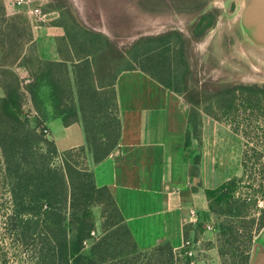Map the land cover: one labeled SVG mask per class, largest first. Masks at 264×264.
I'll return each instance as SVG.
<instances>
[{"label": "trees", "instance_id": "16d2710c", "mask_svg": "<svg viewBox=\"0 0 264 264\" xmlns=\"http://www.w3.org/2000/svg\"><path fill=\"white\" fill-rule=\"evenodd\" d=\"M67 15L69 19L60 22L65 31L62 37L65 47L59 44L61 60H43L37 55L29 19L22 13L8 14L0 0V88L3 92L0 96V264L9 263L3 244L12 247L18 264L23 263L26 252L30 254L31 264L194 263V257L185 255V248L174 250L166 241L141 250L110 191L95 185L89 160L97 163L112 153L120 133L114 78L99 80L97 74L104 69L100 66L103 61L109 59L114 64L112 68H118L117 64H124L125 60L105 36L82 26L72 14ZM216 15V10H211L198 17L190 39L199 38L211 29ZM172 35L175 36L173 43L168 40ZM186 39L181 32L169 30L140 37L130 47L138 49L140 46L136 43L150 44L143 48L145 54L159 50L173 53L178 59L176 65L184 67L182 78L185 80ZM129 60L128 68L137 66L155 76L135 58ZM16 66L27 68L26 83L14 72ZM158 80L178 92L169 83ZM184 89H188L186 82ZM201 94L209 107L215 105L227 116H237L240 112L244 115L245 128L231 129L243 138L241 168L246 176L247 162L255 159L259 163L264 153V140L257 141L262 150L250 158V142L246 139L254 133L252 130H260L255 136L264 138V85L229 83ZM26 100L33 110L32 121L25 109ZM198 117L194 112L189 117L187 142L188 135H195ZM213 118L222 122L216 116ZM54 119L60 120L63 126L80 121L85 145L59 151L43 132L46 123ZM252 124L255 128L250 130ZM72 155L81 158L85 166L74 164ZM260 171L252 198L236 195L237 184L242 179L237 176L205 190L207 208L215 220L217 251L224 258L222 264H247L252 236L264 225V162ZM257 199L262 202L256 211L261 217L254 219L251 211L258 205ZM93 208L102 210L103 221L99 223L98 233ZM246 218L254 223L253 229L245 228L242 220ZM184 236L187 238V232Z\"/></svg>", "mask_w": 264, "mask_h": 264}, {"label": "crops", "instance_id": "0c3cea01", "mask_svg": "<svg viewBox=\"0 0 264 264\" xmlns=\"http://www.w3.org/2000/svg\"><path fill=\"white\" fill-rule=\"evenodd\" d=\"M3 2L5 5L6 0ZM37 3L5 9L8 14L22 13L29 19L39 58L60 61L59 44L65 47L62 43L65 31L60 22L69 8L59 0ZM36 6L42 17L54 15L48 17V23L46 18L42 23L37 22L30 14ZM59 13L64 17L59 19ZM89 30L105 36L125 60L124 64H117L118 68H112L114 64L109 59L103 61L100 66L104 69L97 74L99 80L114 78L120 133L112 153L97 163L89 158L95 185L110 191L140 249H149L161 240L179 250L185 239L192 240L188 237H192L194 226L200 223L204 229L210 225L207 230L214 234L201 239L206 244L202 247L201 260L194 257V264H221L205 190L214 189L239 174L243 148L240 134L229 125L191 109L183 93L168 88L159 78L137 66L128 68L130 60L125 50L129 47L119 49L124 47L116 46L101 31ZM140 37L143 35L137 39ZM13 69L24 83L28 81L27 68ZM25 109L32 121L33 110L28 100ZM193 112L199 114L197 129L195 135H188L187 142L189 117ZM46 128L59 151L85 145L80 121L63 126L54 119L46 123ZM191 210L194 215L190 214ZM187 221L196 223L186 225ZM247 264H264V225L252 236Z\"/></svg>", "mask_w": 264, "mask_h": 264}, {"label": "rangeland", "instance_id": "374dc122", "mask_svg": "<svg viewBox=\"0 0 264 264\" xmlns=\"http://www.w3.org/2000/svg\"><path fill=\"white\" fill-rule=\"evenodd\" d=\"M13 0H6V8L10 10L11 2ZM26 6L31 5V2L37 3V5H43L47 0H25ZM60 3L67 5L69 9L65 14V18L69 19L68 13L84 27L101 31L107 35L113 43L119 48L125 50L126 47L137 40L141 35H155L158 32L167 31L169 29H179L182 31L184 38L187 40V61H188V73L187 79L182 78V73L185 71L183 65H176L178 59L173 53L161 52L159 50L153 54H145V47H149L150 44L142 46V43L138 44L139 48L130 47V51L125 50L128 59L135 58L138 64L153 73L159 79L169 83L178 92L183 93L186 97L191 109H196L207 114L218 117L224 124H229L230 128H236L243 130L245 123H243L244 115L240 112L237 116L226 115L223 110L218 109L215 105L209 107L207 102L203 100V94L201 92L212 91L217 86L223 83L241 82V83H257L264 85V75L252 72V66L243 58L234 55L236 40L229 39V32L232 27V18L238 9L241 0H199L190 1L184 0H59ZM10 4V6H9ZM39 8V6H36ZM199 9V10H197ZM40 10V8H39ZM200 10L209 11L216 10V23L212 29L207 31L203 36L194 40L190 39L192 34V25L195 22L196 15ZM156 15V13H158ZM40 13L43 14L40 10ZM54 15H48L51 19ZM45 16H39L40 19L37 22L42 23V19L45 23L49 22V18ZM64 17L59 13V19ZM30 23V21H29ZM188 39H190L188 41ZM171 43L175 41V36H171ZM188 42V43H187ZM157 46V43H152ZM163 53L164 56L161 54ZM182 79V80H180ZM185 82L187 84V91L184 89ZM201 95H200V94ZM209 115V116H210ZM249 129H254L253 126ZM249 134L248 141L249 150L248 156L251 158L253 154H259L262 150L261 142L264 138H257L255 135L261 133L260 130L254 131ZM241 136V135H240ZM242 138V137H241ZM243 142V138L241 139ZM261 140V141H260ZM259 141V142H257ZM253 149V150H251ZM71 161L77 164L79 167H84L85 162L76 155H72ZM264 162L263 157L257 160L251 159L247 162L248 174L244 176L242 174V168L240 169L237 177H242L238 182L236 188V195L243 198L249 196L252 198V192L256 186L253 185L260 178L261 164ZM251 186V188H250ZM258 200V205L251 212L254 214L253 218L256 219L259 216L257 209L262 207V202ZM259 202L261 203L259 205ZM117 205V204H116ZM94 221L97 226L96 232L99 230V223L103 221L102 210L99 208H93ZM105 215V213H104ZM213 218L214 226V216ZM264 217V214H263ZM244 224L245 228L250 226L254 228V223H249L250 220L246 218ZM192 224L196 222L190 221ZM186 222V225L190 223ZM185 225V226H186ZM195 231L191 235V248L193 249L194 256L197 261L201 260L203 253L202 247L206 242H201V239H206L212 236L214 232L204 229L202 226L195 225ZM252 228V229H253ZM0 229V237H1ZM1 239V238H0ZM2 243V242H1ZM1 245V244H0ZM7 253L6 257L9 261L8 264H18L17 257L14 256V251L11 246L3 244L1 246ZM153 247V246H152ZM151 248V247H150ZM149 248V249H150ZM218 249V248H217ZM143 250V249H141ZM148 250V249H144ZM220 257V256H219ZM224 258L220 257L221 264ZM30 254L27 252L23 257L22 264H31Z\"/></svg>", "mask_w": 264, "mask_h": 264}, {"label": "water", "instance_id": "95a60500", "mask_svg": "<svg viewBox=\"0 0 264 264\" xmlns=\"http://www.w3.org/2000/svg\"><path fill=\"white\" fill-rule=\"evenodd\" d=\"M179 1H184V0H179ZM187 1H190L189 3H191V1L196 2L199 0H187ZM209 11L200 10L199 13L196 15L195 22L198 19V17H200L203 13ZM158 14L159 12L156 13V15ZM231 24L232 27L229 32V39H232V41L236 40L235 49L233 50L234 55L240 58L242 57L243 60L248 62L250 66H252L251 68L253 74L259 73L264 75V0H241L238 9L236 10L232 18ZM169 30H177L179 32H182L176 28ZM163 32H158L155 35L161 34ZM191 39L196 40L198 38H191ZM232 83H241V82H232ZM223 84H229V83H223ZM246 84H257V83H246ZM159 242H161V240Z\"/></svg>", "mask_w": 264, "mask_h": 264}, {"label": "built area", "instance_id": "2783aa9c", "mask_svg": "<svg viewBox=\"0 0 264 264\" xmlns=\"http://www.w3.org/2000/svg\"><path fill=\"white\" fill-rule=\"evenodd\" d=\"M6 4V3H5ZM26 4V1L25 0H13L12 2H11V7H20V6H22V5H25ZM9 6H10V4H9ZM6 7V6H5ZM11 13H13V12H11ZM30 14L31 15H33V17H35L36 19H40L39 18V16L41 15V16H43V14H41L40 13V10H39V8H37V7H35V8H33V9H31L30 10ZM43 132L44 133H47L48 131H47V128H44L43 129ZM261 203L259 202V205H260ZM190 214L191 215H194V212L191 210V212H190ZM206 228L207 229H210V225H206ZM191 241L190 240H185L184 241V243H183V246H182V248H185L186 249V251H185V255H187L188 257H193L194 256V251H193V249L191 248ZM180 250V249H179ZM190 264H194L193 262H190Z\"/></svg>", "mask_w": 264, "mask_h": 264}]
</instances>
